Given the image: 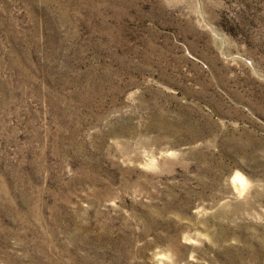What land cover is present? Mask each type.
Masks as SVG:
<instances>
[{"label": "rangeland", "instance_id": "374dc122", "mask_svg": "<svg viewBox=\"0 0 264 264\" xmlns=\"http://www.w3.org/2000/svg\"><path fill=\"white\" fill-rule=\"evenodd\" d=\"M0 264H264V0H0Z\"/></svg>", "mask_w": 264, "mask_h": 264}]
</instances>
